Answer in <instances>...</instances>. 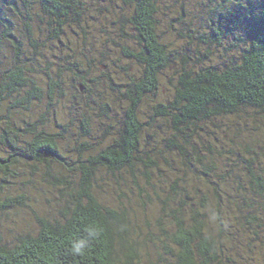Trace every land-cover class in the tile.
Wrapping results in <instances>:
<instances>
[{"label": "trees", "instance_id": "16d2710c", "mask_svg": "<svg viewBox=\"0 0 264 264\" xmlns=\"http://www.w3.org/2000/svg\"><path fill=\"white\" fill-rule=\"evenodd\" d=\"M179 3L181 44L174 0H0V264H243L264 235V0Z\"/></svg>", "mask_w": 264, "mask_h": 264}, {"label": "rangeland", "instance_id": "374dc122", "mask_svg": "<svg viewBox=\"0 0 264 264\" xmlns=\"http://www.w3.org/2000/svg\"><path fill=\"white\" fill-rule=\"evenodd\" d=\"M180 0H174V5L175 6L173 9H171L170 13L168 15H165L163 17H161V23H160V26H159V32L161 33V37L163 39V41L165 42H170V41H173L174 43L176 44H181L182 41L181 39L175 35L174 33L170 32L169 30H165L164 29V22L166 21V18L168 19L169 17L171 16H175L177 12L179 11H182V8H181V5L179 3ZM171 3H173V0H171ZM186 7V6H185ZM165 17V19H163ZM162 19H163V23H162ZM176 24V28L180 29L181 27V23L180 22H175ZM46 41H48L49 39L46 37L44 38ZM118 42H121L122 45H126V44H129L130 46H133L135 47V42L133 41H126L125 39H121L119 40ZM105 48L111 52L112 56L113 57H116L118 58V56H116L118 54V50H120V47H114L113 45H110V46H105ZM43 53H44V57H46L49 52H47V50L45 48H43ZM25 61H27V59H25ZM119 64L120 65H124V67H127L128 70V74L132 77V78H135L137 76H140L141 72H142V66L136 61V60H131V59H128V58H125V57H122L119 61ZM37 63L39 66L36 67V70H37V75L40 77L38 78L41 82H44L46 83V71L44 72L43 70V67H44V62L41 63L40 60L38 59L37 60ZM123 74L121 75V78H122ZM46 80V81H45ZM109 90V89H108ZM106 92H109V91H106ZM39 109V107L36 109V111ZM47 110L46 108V105L44 104L38 111V116L41 115V113H44V111ZM54 109H51V112L49 114V117L52 119V120H58L60 122H68L69 120V115L66 114L67 111L66 110H61V109H58V113L56 115V113H54ZM37 116V114L35 115ZM259 122V120H258ZM71 125L73 128H76L75 127V124L71 122ZM260 130L256 133L258 135V138L259 139V142L261 141V143L264 145V121H261L260 120ZM95 127V131L98 129L99 125L97 126H94ZM73 131H76L73 129ZM256 151L261 153L262 155L264 154V147H256ZM263 151V152H262ZM263 158H264V155H263ZM161 172V171H160ZM155 175L158 176L157 172L154 171ZM165 173V171H164ZM59 191V190H57ZM110 191L113 192L112 188H110ZM43 194V193H41ZM50 194V195H48ZM52 194H55V192H47L46 195L48 196H51ZM35 197H40V195L37 193V191L35 192ZM43 197V196H42ZM53 197V196H51ZM110 197V196H109ZM42 199V198H41ZM47 204H45V201H44V206H41V207H38V213L39 214H45L46 212H49V215H51V211L52 212H59L60 210L57 209V207H55L54 205H51V202H46ZM45 209H47V211H44ZM49 209V210H48ZM157 209V208H156ZM60 213V212H59ZM56 214V215H59ZM55 215V216H56ZM58 217V216H57ZM140 218V220L142 221L141 223L144 224L143 226H146V222H145V218H141L140 216H138ZM3 222L7 225V226H11L13 228V230L9 231V234H13V235H16L18 234L19 232L23 231V230H27V229H30L34 226H37L38 222L36 220V218L30 213V214H27L26 212H21L20 214H14L13 216H9L7 218H5V216H2V219ZM235 222L233 220H231V225H234ZM147 231V230H146ZM250 246V247H248ZM248 246L243 249H246L245 252H241V254L239 253V256L242 257L244 260L243 264H248L249 261L251 260L249 257H252L254 259H259V258H263L264 257V235H260V236H256L254 237L249 243H248ZM232 252V256H235L237 259L238 257L236 256V253L234 251H231ZM256 262V260H254ZM257 264H264V262H260V261H257L256 262Z\"/></svg>", "mask_w": 264, "mask_h": 264}, {"label": "clouds", "instance_id": "9594fccd", "mask_svg": "<svg viewBox=\"0 0 264 264\" xmlns=\"http://www.w3.org/2000/svg\"><path fill=\"white\" fill-rule=\"evenodd\" d=\"M90 235H94V233H90ZM83 242L84 241H81V243L79 245L74 246L73 250L76 251V252H81L83 250L82 247H81Z\"/></svg>", "mask_w": 264, "mask_h": 264}]
</instances>
